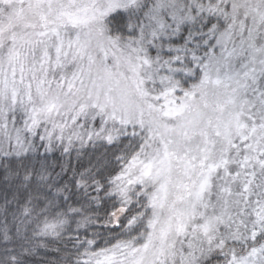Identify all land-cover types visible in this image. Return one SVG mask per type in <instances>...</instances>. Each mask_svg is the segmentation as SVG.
<instances>
[{
    "label": "snow or ice",
    "instance_id": "6c2138e0",
    "mask_svg": "<svg viewBox=\"0 0 264 264\" xmlns=\"http://www.w3.org/2000/svg\"><path fill=\"white\" fill-rule=\"evenodd\" d=\"M0 264H264V0H0Z\"/></svg>",
    "mask_w": 264,
    "mask_h": 264
}]
</instances>
